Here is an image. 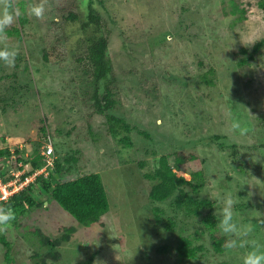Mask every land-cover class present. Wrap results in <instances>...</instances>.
<instances>
[{
    "label": "rangeland",
    "instance_id": "rangeland-1",
    "mask_svg": "<svg viewBox=\"0 0 264 264\" xmlns=\"http://www.w3.org/2000/svg\"><path fill=\"white\" fill-rule=\"evenodd\" d=\"M104 1L107 11L95 3L105 18L110 13L116 22L111 26L110 52L114 70L124 80L120 84L125 88L121 110L132 123V146L125 151L109 137L103 124L99 128L98 121H86L81 104L75 102L79 91L73 94L59 66L45 63L40 54L50 50L47 45L56 46L58 37L65 39L61 49L66 55L74 51L76 38L72 36L77 28L67 20L73 12L82 22L88 0H46L41 20L26 13L27 5L39 0H16L18 16H26L30 22L24 27L25 40L18 42L10 36L6 42L18 52L15 66L9 69L0 64V150H20L24 159L32 157L36 148L42 150L39 129L44 126L58 148L67 153L79 151V166L85 172L101 175L110 210L99 223L85 228L55 200L38 193L33 197L37 206L21 221L14 218L8 231L0 233V239L10 245L7 249L0 244V264H9L7 252L19 264H42L39 255L48 251L34 231L57 240L68 228H75L76 233L59 248L61 260L48 259V264H177L180 229L166 228L169 217L174 216L172 202L153 203L149 198L152 183L145 178L154 173L162 155L200 157L205 181L199 197H208L219 207L225 192L241 186L245 197L232 192L240 198L234 206L237 222L252 224L246 214L252 203L261 204L262 212L255 213L264 220V0ZM63 8L71 12L63 13ZM54 19L58 26L62 24L60 28L52 29ZM14 26L19 27L16 22ZM260 42L252 65L238 67L244 57L238 51L243 47L253 50ZM75 56L68 60L74 62ZM202 60L206 65L200 67ZM232 67L234 78L230 76ZM210 68L217 80L212 88L201 79ZM235 85H239L238 99L227 102L225 96L232 94ZM233 120L249 129L247 135L230 131ZM216 135L221 140L215 141ZM15 157L1 160L15 169ZM170 161L172 164L174 158ZM28 171L30 167L24 165L22 172ZM176 173L191 180L185 171ZM158 208L165 211L164 223L155 218ZM176 214L180 227L187 228L185 235L197 238L195 245L205 247L197 260L182 264H241L245 250L218 254L209 233L195 235L200 226L181 217V212ZM252 238L264 244V233L255 234L254 229ZM164 245L169 252L159 253Z\"/></svg>",
    "mask_w": 264,
    "mask_h": 264
},
{
    "label": "trees",
    "instance_id": "trees-1",
    "mask_svg": "<svg viewBox=\"0 0 264 264\" xmlns=\"http://www.w3.org/2000/svg\"><path fill=\"white\" fill-rule=\"evenodd\" d=\"M99 2L104 7V0H88L86 8L84 9L83 19L79 14H74L70 11V8H63V13L67 12L71 15L67 21L73 22L76 25L77 32L73 33L76 40L71 53L66 55L63 45V38L58 37L56 46L51 43L47 45L49 51L44 49L41 51V57L45 63H51L53 67H58L66 75V81L73 87V91H79L78 96L75 98L76 106H82L85 111L86 121H98L96 124L99 128L103 124L106 127L107 134L110 138H113L115 143L126 148L132 146L130 143V134L133 132L132 123L126 118L125 112L122 109V104L125 101L122 99V95L125 88H122L120 84H124V80H121V76L117 75L112 61L111 49V35L116 22L111 19L110 13L105 18L101 11L97 8ZM71 7V6H70ZM264 8V4H261ZM107 11L106 7L103 9ZM110 17V18H109ZM66 20L65 16H63ZM114 20V21H113ZM52 23V29L60 28L55 19ZM29 20L26 16H18L16 24L19 27H11L7 31L8 37H14L18 42L25 40L26 27L29 24ZM81 22V23H80ZM55 26H57L55 28ZM189 28V27H188ZM25 30V32H24ZM120 30L119 32H121ZM190 31V30H189ZM120 34V33H119ZM68 37V36H67ZM85 45V46H84ZM262 42L256 43L253 50L247 47H243L238 51V54L244 56L243 59L238 62L237 66L240 68H247L251 66V60L255 59V55L259 52ZM121 48H125V45H121ZM68 54V53H67ZM71 55L74 57V62L68 60ZM21 58L18 59L20 62ZM44 63V64H45ZM43 64V65H44ZM200 67L206 65L205 61L199 62ZM209 65V64H208ZM45 66V65H44ZM50 66V65H49ZM52 67V68H53ZM230 73L234 78L235 68H231ZM234 69V70H233ZM122 73H127L123 69ZM133 74V70L129 72ZM214 70L210 68L209 73L201 76L202 81L209 87H215L217 80L214 77ZM237 77V75H235ZM214 77V78H213ZM228 77V76H227ZM238 81L239 78H237ZM239 85H235L234 90L230 96H225L227 102H233L238 99L235 93L238 92ZM129 89V88H127ZM76 96V95H75ZM121 96V98H120ZM122 99V101H121ZM67 102V101H66ZM235 109V106L233 107ZM232 108V110H233ZM234 111V110H233ZM264 124V116H263ZM75 129V128H74ZM42 139H46L49 135L47 128L41 126L39 129ZM61 134V133H60ZM69 135V134H67ZM72 135V134H71ZM51 141L54 145L55 153L57 155L55 167L52 169L48 178L39 177L38 181L31 186L19 191L10 199H0V207H10L15 213V219L21 221V218L33 207L37 206L33 197H37L46 194L53 200H55L61 208L69 213L80 225L88 228L94 224H97L106 215L111 207L109 195L106 187L103 183L102 177L98 173H87L83 170V167L79 166L80 155L79 151H72L71 153L64 152L56 146L55 141ZM215 141L221 140L219 135L213 137ZM41 147V143H39ZM264 146V145H263ZM133 148V147H132ZM230 148L229 146L226 149ZM15 154V170H18L19 163L29 166L30 171L25 175H31L35 170L42 169L46 165V159L41 155L38 148L35 149L32 157L24 159L20 150H16ZM13 154L9 149L0 150V159L11 158ZM174 158L171 164L170 158ZM158 166L154 173L145 174V178L149 180L151 190L149 198L153 203L164 204L172 202L174 209V216L169 217V222L166 224V228L171 230L173 228L180 229V235H178V245L176 247L177 264L184 263L185 260H197L198 253L204 250V245H195L197 238H193L191 235H185L187 228L180 227V224L176 221L178 215L177 212H181L180 216L185 219L192 220L194 225H199V231L194 234L198 235L199 232L209 235L214 240V249L218 254L224 253L223 243L224 236H220L219 230L216 228L218 223V216H215L216 202L212 201L208 197H199L200 189L204 186L205 173L203 160L193 154L185 156L184 154L175 153L174 155H162L158 160ZM176 171H185L191 176V180H186L184 177L178 176ZM11 174L0 173V180L8 182L12 180ZM25 176L23 177V179ZM233 188V187H232ZM36 189V190H34ZM239 192L238 196L245 197V191L241 186L233 188ZM243 191V192H241ZM240 199V198H239ZM237 199V200H239ZM250 200V199H249ZM44 203L40 204L43 206ZM249 206L246 204V207ZM256 206V207H255ZM221 205L219 204L220 208ZM250 211H246L249 214L248 221H252L255 234L264 233V220L259 219L255 212H262V206L250 205L248 208ZM255 209V210H253ZM155 218L158 222L164 223L165 211L162 209H155ZM176 212V213H175ZM257 213V214H258ZM251 214L252 217H251ZM237 218L239 214H236ZM255 215L257 217H255ZM203 227V230H202ZM76 233L75 228H68L64 231V235L57 239L51 240L48 236L40 230L34 231V234L39 237L41 247L47 248V253L39 255L42 257V264H48L47 260L50 259L55 262L61 260V254L59 248L64 242H69L71 237ZM0 244L10 247L4 238L0 239ZM167 246H163L158 249L159 253H167ZM6 260L9 264H19L13 259L9 252H7ZM90 263L91 260H90ZM229 264V263H224ZM232 264H234L232 262Z\"/></svg>",
    "mask_w": 264,
    "mask_h": 264
},
{
    "label": "clouds",
    "instance_id": "clouds-1",
    "mask_svg": "<svg viewBox=\"0 0 264 264\" xmlns=\"http://www.w3.org/2000/svg\"><path fill=\"white\" fill-rule=\"evenodd\" d=\"M46 10V0H39V3H30L27 5L26 13L34 19L41 20L44 18ZM19 14L20 11L16 5V0H0V45H2V47H0V64H3L4 67L9 69L15 66L18 52L16 49L7 45L6 42L9 38L7 30L13 26ZM230 131L233 134L243 137L247 135L249 129L242 126L239 121L233 120L230 124ZM50 137L49 134L47 138L42 141L41 155L46 159V165L42 169L35 170L31 175H25L26 173L24 174V172H22L24 167L22 163L18 165L19 169L16 172L15 169L11 168V165L5 163L8 161L5 160L4 163H2L0 159V166H6L0 173L10 168L9 174L14 177L8 182L0 180V183L8 184L17 180L16 174H20L18 177V184H22L27 178H31V181L25 185L26 187L38 181L39 177L48 178L58 158ZM49 147H51L53 151L50 156L47 155ZM11 153L13 154L12 158H14V152ZM49 159L53 160V166L50 168L47 167ZM24 176L25 178L23 179ZM16 193L9 196L6 200L10 199ZM249 195L251 196V193H249ZM220 203L222 206L216 209L215 212V216L219 217L216 228L219 230L220 234L225 237L222 245L225 254H230L237 249H242L245 251L241 257V264H264V244L252 238V233L254 231L253 225L251 223H238L235 218L236 213L234 212V206L237 203V198L233 196L232 192L228 191L220 198ZM14 218L15 213L12 208L0 207V233H6L8 231ZM97 264H100V262H97Z\"/></svg>",
    "mask_w": 264,
    "mask_h": 264
},
{
    "label": "built area",
    "instance_id": "built-area-1",
    "mask_svg": "<svg viewBox=\"0 0 264 264\" xmlns=\"http://www.w3.org/2000/svg\"><path fill=\"white\" fill-rule=\"evenodd\" d=\"M52 152H53L52 148L49 147V149L47 150V155L50 156L52 154ZM52 166H53V160L49 159L47 167L50 168ZM15 176L17 177V180H15L13 182H10L8 184L0 183L1 199H7L9 196H11L14 193L18 192L20 190V188H22L23 186L27 185L31 181V178H27L24 183L18 184V181H19L18 177L20 176V174H16Z\"/></svg>",
    "mask_w": 264,
    "mask_h": 264
},
{
    "label": "water",
    "instance_id": "water-1",
    "mask_svg": "<svg viewBox=\"0 0 264 264\" xmlns=\"http://www.w3.org/2000/svg\"><path fill=\"white\" fill-rule=\"evenodd\" d=\"M5 168H6V166H5V165H3V166H0V172H1V171H3Z\"/></svg>",
    "mask_w": 264,
    "mask_h": 264
}]
</instances>
